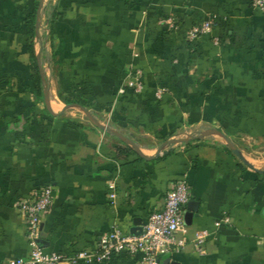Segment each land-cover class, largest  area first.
<instances>
[{"label": "crops", "instance_id": "obj_1", "mask_svg": "<svg viewBox=\"0 0 264 264\" xmlns=\"http://www.w3.org/2000/svg\"><path fill=\"white\" fill-rule=\"evenodd\" d=\"M210 16L212 32L189 41ZM138 73L143 91L119 95ZM213 129L249 165L220 136L200 137ZM182 179L198 205L189 233H210L206 253L189 246L161 264H264V12L253 0H0V264L30 255L16 204L46 186L41 244L71 256L143 227Z\"/></svg>", "mask_w": 264, "mask_h": 264}, {"label": "built area", "instance_id": "obj_2", "mask_svg": "<svg viewBox=\"0 0 264 264\" xmlns=\"http://www.w3.org/2000/svg\"><path fill=\"white\" fill-rule=\"evenodd\" d=\"M253 6L264 12V0H253ZM216 17L210 16L203 22L194 25L187 32L189 41H195L212 32ZM126 86L134 93L143 91V81L138 73L130 77L128 83L118 91L126 92ZM165 89H158L156 97L161 99ZM107 126V125H106ZM116 186L110 183V200L114 204L117 195ZM55 188L46 186L32 193L16 204V210L26 223L27 240L31 248L30 255L24 259L11 260L5 264H107L114 257L127 254L141 259V264H161L160 258L169 252H179L191 246L199 254H205V243L210 236L207 230L197 231L190 236L189 228L184 221V213L190 201L187 181L182 179L167 192L165 206L162 210L152 212L144 223L139 236L125 233L120 228L100 235L94 251H81L71 256L45 251L41 244V226L43 217L53 205ZM229 220L226 219V222Z\"/></svg>", "mask_w": 264, "mask_h": 264}, {"label": "water", "instance_id": "obj_3", "mask_svg": "<svg viewBox=\"0 0 264 264\" xmlns=\"http://www.w3.org/2000/svg\"><path fill=\"white\" fill-rule=\"evenodd\" d=\"M42 4V1H41ZM37 35L38 37H40V33H39V28H40V10L38 11L37 14ZM42 72V69H40ZM46 104L48 109H50V105H49V97L48 94L46 92ZM75 107H77L78 109H80L84 115L89 119V121L95 125L96 127L104 130L105 132H107L108 134L114 135L116 137H118L119 139H121L122 141L130 144L134 150L140 155L143 156V154L141 153L140 149L134 145L132 143L131 140H129L128 138H126L125 136L121 135L120 133H118L117 131L113 130L112 128L106 126V125H102L100 124L98 121H96L93 116L91 114H89V112L87 110H85L83 107H80L79 105H74ZM69 107V106H68ZM211 135H218L221 137V139H223V141L225 142V144L232 150V152L245 164L249 165V163L246 161V159L243 157V155L241 154V152L235 147V145L223 134L221 133L219 130H209L206 131L205 133H203L200 137H207V136H211ZM192 139L190 138L189 140H173V141H169L168 143L165 144V146L161 147L158 152H157V156H159L161 154L162 151H164L168 146L170 145H178V144H182V143H186L191 141ZM197 203L195 201H190L188 203V207H187V211L184 213V221L185 224L187 226H191L192 225V220L194 217V214L198 211V207H197ZM142 223L141 221H135L134 223V227L131 230V235H135V236H139L142 233ZM171 264H176V263H171Z\"/></svg>", "mask_w": 264, "mask_h": 264}, {"label": "trees", "instance_id": "obj_4", "mask_svg": "<svg viewBox=\"0 0 264 264\" xmlns=\"http://www.w3.org/2000/svg\"><path fill=\"white\" fill-rule=\"evenodd\" d=\"M33 36H34V33H33ZM32 56H33V60L35 61V57H34V50H32ZM35 72H36V80H37V83L39 84V93H40V91H41V76H40V72H39V69H38V67H36L35 66ZM38 96V98H40L39 97V94L37 95Z\"/></svg>", "mask_w": 264, "mask_h": 264}, {"label": "rangeland", "instance_id": "obj_5", "mask_svg": "<svg viewBox=\"0 0 264 264\" xmlns=\"http://www.w3.org/2000/svg\"><path fill=\"white\" fill-rule=\"evenodd\" d=\"M254 155H256V154H254Z\"/></svg>", "mask_w": 264, "mask_h": 264}]
</instances>
